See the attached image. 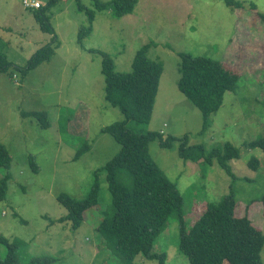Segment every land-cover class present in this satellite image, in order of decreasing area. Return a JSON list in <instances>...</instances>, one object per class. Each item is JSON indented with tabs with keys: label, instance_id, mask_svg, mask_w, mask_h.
I'll return each instance as SVG.
<instances>
[{
	"label": "rangeland",
	"instance_id": "374dc122",
	"mask_svg": "<svg viewBox=\"0 0 264 264\" xmlns=\"http://www.w3.org/2000/svg\"><path fill=\"white\" fill-rule=\"evenodd\" d=\"M237 1L242 8L225 0H137L133 13L118 18L111 10L98 11L95 0H58L46 13L53 39L21 0H0V50L13 65L25 67L46 44L55 48L50 62L25 77L14 66L0 71V140L12 158L7 198L0 201V236L19 242L20 264H38L46 257L50 264H123L96 231L112 199L105 174L99 173V203L77 230L71 221H60L68 212L58 196L84 198L95 172L121 148L102 132L124 117L105 100L98 51L113 57L116 71L129 72L136 52L147 43H153L149 56L164 70L150 123L132 126L139 132L188 135L190 145H204L207 151L227 142L240 149V157L230 162L238 177L233 182L216 158L212 163L184 161L178 142L172 148H162L158 140L150 143L153 159L178 184L187 222L192 224L233 184L236 214L247 215L264 232V151L244 145L264 134V0ZM87 9L94 11L92 24ZM84 27L92 31L80 40ZM180 52L220 60L239 75L238 88L226 92L206 129L201 111L178 88ZM33 111L47 112L49 125L23 116ZM85 142L88 150L75 159ZM31 157L38 171H32ZM253 157L260 162L257 170L249 165ZM4 173L0 168V176ZM155 247L167 253L168 264H189L179 251L178 222H170ZM5 254L0 243V258ZM261 256L264 264V247ZM135 264L158 262L138 255Z\"/></svg>",
	"mask_w": 264,
	"mask_h": 264
},
{
	"label": "trees",
	"instance_id": "16d2710c",
	"mask_svg": "<svg viewBox=\"0 0 264 264\" xmlns=\"http://www.w3.org/2000/svg\"><path fill=\"white\" fill-rule=\"evenodd\" d=\"M57 1L51 0L38 10L26 9L34 12L37 22L49 33H53V30L48 24L46 13ZM225 3L236 8L243 6L237 0H225ZM78 5L80 10H84L80 1ZM136 5L137 0H95L98 11L111 10L118 18L133 13ZM87 16L92 24L94 11L87 9ZM261 16L264 19V15ZM91 31V27H84L79 34L80 40ZM55 38L54 35L53 39ZM152 44L147 43L136 52L129 72L116 71L113 57L98 51L102 56L105 100L112 107L118 108L124 117L123 120L103 127L102 132L111 135L121 148L95 172L94 183L84 198L76 199L65 193L58 196V201L68 212L60 221H71L74 230L80 228L86 212L99 203V173H103L112 199L107 209L101 213L102 220L96 231L103 246L123 264H135L138 255L147 260H155L158 264H168L167 253L156 250L155 244L172 221L179 224V251L187 256L189 264H263L261 253L264 232L247 215L236 214L233 184L225 196L216 203H208L204 211L189 224L178 184L153 159L149 145L158 140L162 148H172L178 142V155L184 161L212 163L216 158L233 182L238 177L230 162L240 157V149L227 142L223 147L207 151L204 145H190L188 135L166 136L163 130L139 132L132 126L148 125L154 112L164 66L161 61L149 56ZM54 54L55 48L51 43L46 44L32 55L25 67H18L0 50V71H7L14 66L25 77L41 63L50 62ZM179 57L178 88L201 111L203 128L206 129L211 117L222 106L226 92L236 91L238 88L239 75L233 69L225 67L222 61L205 55L180 52ZM23 116L35 117L43 126L49 125L47 112L33 111ZM244 145L247 149L264 151V134ZM88 148L85 142L78 148L75 159L78 160ZM11 164L9 150L0 140V168L5 170L4 175L0 176V201L7 198ZM29 164L32 171L39 170L33 157ZM259 164L255 157L249 161L254 170L258 169ZM261 200L264 204V195ZM0 243L6 247V254L0 258V264H20L19 242L0 236ZM50 258L37 259L38 264H50Z\"/></svg>",
	"mask_w": 264,
	"mask_h": 264
},
{
	"label": "built area",
	"instance_id": "2783aa9c",
	"mask_svg": "<svg viewBox=\"0 0 264 264\" xmlns=\"http://www.w3.org/2000/svg\"><path fill=\"white\" fill-rule=\"evenodd\" d=\"M50 0H21L24 9L38 10L44 7Z\"/></svg>",
	"mask_w": 264,
	"mask_h": 264
},
{
	"label": "bare ground",
	"instance_id": "6f19581e",
	"mask_svg": "<svg viewBox=\"0 0 264 264\" xmlns=\"http://www.w3.org/2000/svg\"><path fill=\"white\" fill-rule=\"evenodd\" d=\"M51 1V0H50Z\"/></svg>",
	"mask_w": 264,
	"mask_h": 264
},
{
	"label": "crops",
	"instance_id": "0c3cea01",
	"mask_svg": "<svg viewBox=\"0 0 264 264\" xmlns=\"http://www.w3.org/2000/svg\"><path fill=\"white\" fill-rule=\"evenodd\" d=\"M22 6V5H21Z\"/></svg>",
	"mask_w": 264,
	"mask_h": 264
}]
</instances>
